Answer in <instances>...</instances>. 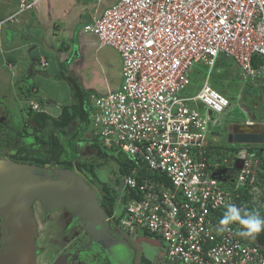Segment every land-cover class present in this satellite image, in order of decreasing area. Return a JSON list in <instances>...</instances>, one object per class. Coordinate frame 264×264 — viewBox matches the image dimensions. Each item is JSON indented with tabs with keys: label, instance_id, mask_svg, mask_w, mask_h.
I'll use <instances>...</instances> for the list:
<instances>
[{
	"label": "built area",
	"instance_id": "built-area-1",
	"mask_svg": "<svg viewBox=\"0 0 264 264\" xmlns=\"http://www.w3.org/2000/svg\"><path fill=\"white\" fill-rule=\"evenodd\" d=\"M35 3L20 0V11ZM83 32L121 59L120 87L89 95L87 109L92 140L134 164L123 175L120 226L158 237L175 264H264V247L240 237L239 223L220 225L229 205L245 210L239 200L255 181L256 156L244 151L231 189L208 161L213 116L230 106L208 79L222 54L245 80L263 74L252 58L264 59V0H117ZM198 64L207 68L202 87L179 97ZM28 107L42 111L35 101ZM142 170L153 178L138 180ZM260 191L249 190L251 203H260Z\"/></svg>",
	"mask_w": 264,
	"mask_h": 264
},
{
	"label": "crops",
	"instance_id": "crops-1",
	"mask_svg": "<svg viewBox=\"0 0 264 264\" xmlns=\"http://www.w3.org/2000/svg\"><path fill=\"white\" fill-rule=\"evenodd\" d=\"M34 1L35 5L20 11V0H0V20L4 21L0 25V87L4 84L10 87V93L14 94L15 106L20 110V114H24L22 109L29 101L36 99L45 109L50 106H60L54 102L56 99H51L40 83L37 84L38 78L52 83L65 82L67 96L71 102H73L72 86L74 84H78L84 92L90 93L89 95H104L117 90L121 84V60H118L117 72L120 82L114 86L111 84L110 77L106 76V72L112 67L110 63L117 61V57L111 56L102 62L100 55L108 47L99 48L95 36L83 30L78 32L77 54L81 58L75 59L72 64H66L74 55L73 48L70 51L69 41L73 40L77 26L82 24L84 27L85 24L98 18L105 8L117 0H26L27 3ZM11 16H14L12 21L6 20ZM90 49L96 55L95 60L88 63ZM49 53L54 54L58 64L51 72L50 59L52 58L49 57ZM40 59L49 63L48 69L41 67ZM85 64L89 72L83 68ZM96 68H99V72ZM95 88H102V92L97 94L96 91H92ZM9 99L12 97L0 92V118L6 115L4 107ZM71 102L65 105H70ZM88 105L87 103V109ZM253 117L257 118L255 114ZM253 126L256 127L247 128L238 123H231L227 127V135L233 132L264 135V118L260 121L256 119ZM74 127L78 128L77 137L79 138L83 129L79 128L78 122ZM81 137L84 138V136ZM219 138V133H215L212 141L215 142ZM86 141L91 148L92 137L89 136L83 143H87ZM76 143L78 147H83L82 142Z\"/></svg>",
	"mask_w": 264,
	"mask_h": 264
},
{
	"label": "rangeland",
	"instance_id": "rangeland-1",
	"mask_svg": "<svg viewBox=\"0 0 264 264\" xmlns=\"http://www.w3.org/2000/svg\"><path fill=\"white\" fill-rule=\"evenodd\" d=\"M83 30V25L80 24L77 26L75 35L73 40L69 41V48L70 51L74 50V55L72 56V59L66 62V64H72L74 63L75 59H80L81 56H78L77 50H78V32ZM50 54V53H49ZM90 56L87 57V62L95 60V53L93 50L89 51ZM78 56V57H77ZM116 56L117 61L111 62V70L109 69L106 72V76L108 75L111 80V84L114 86L118 84L119 76L117 74L118 72V60L120 61L119 54L114 49L106 48L102 51L100 58H102V62L105 60H108L109 57ZM49 57H51V67L50 72L54 70V68L58 65L56 58L54 54H50ZM225 56L222 54L220 55L217 60L214 69L212 70V73L208 79L209 85L221 93L223 96H225L230 103V106L222 113L220 116H213V118L216 120L217 124H212L210 126V132L208 137V142L210 145L209 149V158L208 161L211 163L212 166H214L213 172L215 173V177L219 180L220 185L225 188H229V184H224V180L222 177V171L223 168L227 169L226 167V160H229L231 158H242L245 152H253L252 149H257V147L260 146H252V145H238L234 143L228 142L227 137V127L231 123H238V125H242V122H244L249 116V120H252L254 118L260 121L264 118V72L261 76L256 77L254 80L249 81L245 80L240 71L235 67L234 64H232ZM65 64V65H66ZM87 64L84 65L85 71L89 72V70L86 68ZM115 68V69H112ZM48 69V67H47ZM87 69V70H86ZM96 70L99 72V68H96ZM116 71V72H114ZM89 75V74H88ZM207 75V68L204 67L201 64H198L193 67V71L190 76V85L186 87L178 96L183 97H189L196 94L200 88L202 87L205 77ZM118 76V77H117ZM37 84L39 83L43 86V88L49 93L48 95L51 97V99H56L54 102L57 103V105L60 106H53L49 107L48 109H45L42 105H40V101L38 99L34 100L37 102L38 105H40L41 110L48 116H50L53 119H56L57 116L60 114V110L62 108L61 105H65L70 103V99L67 96V89L65 82H56L52 83L49 81H44L41 78H38ZM79 80V79H77ZM98 80V78H96ZM101 86V85H100ZM48 89V90H47ZM10 87L6 84L4 86L0 87V92L3 94H8V96H11L12 99H9V102L5 104L6 109V115L4 116V121L0 122V131L5 133V136L7 138H3L1 142L5 139H9L8 145L9 148L11 146H18L15 144V141L19 140L20 138H17L19 135L28 134L26 138V143H31L32 141L36 144L35 149H38L42 147L38 141L39 138L42 137L41 133H38V136L32 137L33 130H36L35 127H32L31 123L33 122V119L31 121L27 120L25 113L33 118V116H30L29 112H25L24 114H20V110L16 109L15 106V97L14 94L11 95L10 93ZM92 91H96L97 94L102 92V88H95ZM254 95V101L252 102ZM90 94V93H89ZM60 102V103H59ZM72 103V102H71ZM256 104V105H253ZM201 111H205V109L200 106L199 108ZM59 112V113H58ZM253 114L256 115L257 118L253 117ZM30 119V118H29ZM217 119L219 121H217ZM253 123L254 120H252ZM34 123V122H33ZM77 124L76 121L72 122L70 126L66 127L64 130V133L61 131H52L54 132V137L56 138L59 145L65 147L66 153L64 154L68 160H74L77 161V163L81 164L80 162L85 161L84 167H88L89 164L93 165V168H97L95 170V175L99 179L100 182L109 184L110 182H116L120 181L123 182V176L119 173V160L123 161L125 158L124 154L118 155H112L111 153H104L102 156H97V151L93 148H90L88 142L83 143L90 135L89 133V127L85 124H80L79 128L83 129V132H81L80 137L78 138V128L75 129V125ZM33 129V130H32ZM67 129V130H66ZM47 133L50 131L49 127H46L44 129ZM76 130V131H74ZM44 131V132H45ZM76 132V135L74 133ZM214 132V134L212 133ZM212 133V134H211ZM215 133H219L220 138L217 139L215 142H213V138L215 136ZM2 134V133H0ZM83 134V135H82ZM87 134V135H86ZM255 134V133H254ZM31 135V136H30ZM73 135V136H72ZM86 135V137H85ZM71 136V138H70ZM81 136H84L82 138ZM77 137V138H76ZM47 136L45 135V139ZM80 139V140H79ZM79 140V141H78ZM82 140V141H81ZM24 141V140H23ZM75 142V143H74ZM76 142H82L83 147H78ZM92 144L94 142H91ZM73 144V145H72ZM255 152V151H254ZM21 155V153L18 154V157ZM66 158V159H67ZM82 165V164H81ZM223 167V168H222ZM222 170V171H221ZM262 191H260L261 194ZM124 210V207L121 204H115L114 207V216L116 219L122 218V211ZM130 234L135 235L133 238H140L142 231L135 230L130 231ZM136 238V239H137ZM142 248L143 256L150 261L152 264H174L169 259H166L164 255L166 254V250L164 248L163 242L159 238H153L149 241L144 240L139 242ZM53 254L50 250L45 251L43 255L40 256L38 259V264H50V260H52L51 256Z\"/></svg>",
	"mask_w": 264,
	"mask_h": 264
},
{
	"label": "water",
	"instance_id": "water-1",
	"mask_svg": "<svg viewBox=\"0 0 264 264\" xmlns=\"http://www.w3.org/2000/svg\"><path fill=\"white\" fill-rule=\"evenodd\" d=\"M228 142L245 146L264 145V135L233 132ZM226 166L240 170L242 159L231 158L226 161ZM34 202H38L46 213L60 209L71 212L84 223L91 241L108 255L126 247L109 231L107 216L92 187L75 171L68 168H40L0 158V264L36 263Z\"/></svg>",
	"mask_w": 264,
	"mask_h": 264
},
{
	"label": "flooded vegetation",
	"instance_id": "flooded-vegetation-1",
	"mask_svg": "<svg viewBox=\"0 0 264 264\" xmlns=\"http://www.w3.org/2000/svg\"><path fill=\"white\" fill-rule=\"evenodd\" d=\"M23 110L29 112L30 116L33 117L38 113L30 111L28 103L23 107L22 111ZM25 115L27 120L31 121V119H33L26 113ZM1 121H4V118H0V122ZM31 125L36 128V130L32 129V137L38 136V133H41V135L44 136L48 135L49 131L47 133L44 129L41 131L37 130L38 127L33 122ZM0 133H2L0 134L1 159L30 164L40 168H57L53 166V162L46 161L49 158L45 153L46 148L44 146L35 149L34 147H36L37 142L35 143V141H32L31 143H26V138L29 136L27 133L20 136L18 135L17 138H20L21 141L17 140L15 141V144L18 142L19 145H13L11 148H9L8 145L10 138L5 139L4 141L6 142H1L3 138L7 137L3 131H0ZM19 153H21V155L18 157ZM25 156L28 158L26 161H17V159H21ZM63 158L67 157L64 155ZM65 160L70 163L68 164V166H70L68 169L75 171L89 186L92 187L94 194L103 209H106L107 207L104 198L108 196V194L111 197L117 195L119 201L115 204L122 205V198L120 197L122 192L121 180L110 182L109 184L102 183L95 175V170L97 168H95V170L93 168L94 174H92L90 170L87 169L88 167H91L90 164L87 168L84 167L83 163L85 161L80 162L81 165L77 163L76 160L73 162L72 160H68V158ZM226 168L227 169L223 168V171L221 170L222 177L227 184H232L235 180L237 171L233 166H228ZM32 209L37 224V236L35 240L37 252L35 264H38V259L47 250H50L53 254L51 256L52 260H50V264H152L143 256L142 248L139 243L144 240L149 241L153 239L146 232L142 231L140 238H137V236V239L133 238L135 235L130 234L129 231L120 227L119 223L114 224L110 217H106L109 231L114 233L118 239L126 244V247L123 249L114 251L108 255L98 245L91 241L90 237L85 232L84 223L80 219L75 218L71 212L60 209L46 213L38 202L33 203ZM1 238L2 232L0 230V248ZM164 257L168 259L166 254Z\"/></svg>",
	"mask_w": 264,
	"mask_h": 264
},
{
	"label": "trees",
	"instance_id": "trees-1",
	"mask_svg": "<svg viewBox=\"0 0 264 264\" xmlns=\"http://www.w3.org/2000/svg\"><path fill=\"white\" fill-rule=\"evenodd\" d=\"M261 65H264V59H261L259 57L252 58V66L254 68H257ZM72 90H73V102L70 105L62 106L60 110V114L57 116L56 119H53L50 116L46 115L43 111L38 112L33 117V122L38 127L37 130L41 131L46 127H49L50 129L47 138L45 139V136L43 135L42 137L39 138L38 143L46 148L45 153L49 158L46 161L53 162V166L57 168H70V166H68V164L70 163L65 160L66 158H63L64 154L66 153L65 147L59 145L56 138L54 137V132L52 131H57V132L61 131L62 133H64L65 128L68 127L74 121L78 122L79 124H85V125L89 124L88 111L86 107L89 100V93L84 92L79 87L78 84H74L72 86ZM254 94L255 93H253L252 102L254 101V96H255ZM254 122H256V120H254ZM74 135H76V132L74 133ZM93 142L94 143L91 145V148L97 151V156H102L104 155V153H111L114 156L115 155L119 156V154H121L115 150L106 151L105 149L99 146L97 141L94 140ZM252 151H253L252 153L256 156L258 160L257 168L255 169V181L244 187V189L242 190L243 199H240L239 203H243L245 205V210L241 212L242 215H244L249 211H258L260 215L264 217V146L257 147V149H252ZM27 159H28L27 156H25L22 157L21 159H17V161L24 162ZM133 167L134 164L131 161H129L126 156L123 161L119 160V173L122 176L128 174L130 172V169H132ZM87 169H89L90 172L94 174L92 165ZM142 177L153 178V176L146 173L145 170L140 171L136 176L138 180H140ZM254 186H257L259 189L262 190V195L260 196L259 204L250 202L252 195L249 194L248 190H250ZM104 200L107 206L106 209H104L105 213L107 217L111 218L112 214L114 213L115 203L119 201L118 196L115 195L111 197L108 194V196H106ZM125 202H126V197L122 199V204H124ZM112 221L114 224H118L119 218L118 219L113 218ZM151 238H155V237L151 236ZM248 239L252 244H255L260 247H264V231L257 234L254 239L253 238H248Z\"/></svg>",
	"mask_w": 264,
	"mask_h": 264
},
{
	"label": "clouds",
	"instance_id": "clouds-1",
	"mask_svg": "<svg viewBox=\"0 0 264 264\" xmlns=\"http://www.w3.org/2000/svg\"><path fill=\"white\" fill-rule=\"evenodd\" d=\"M233 222H238L242 230L238 233L242 238H255L257 234L264 231V217L258 211H249L244 215L235 205H229L220 220L221 226H227ZM221 230H224L222 227Z\"/></svg>",
	"mask_w": 264,
	"mask_h": 264
},
{
	"label": "bare ground",
	"instance_id": "bare-ground-1",
	"mask_svg": "<svg viewBox=\"0 0 264 264\" xmlns=\"http://www.w3.org/2000/svg\"><path fill=\"white\" fill-rule=\"evenodd\" d=\"M224 56H225V55H224ZM225 57H226V56H225ZM29 109H30V108H29ZM247 117H248V119H250L249 116H247ZM251 122H252V120H251ZM245 125H246V124H245ZM248 126H253V122H252V124H250V125H248ZM230 135H231V134H230ZM208 137H209V135H208ZM228 137H229V136H228ZM234 182H235V180H234ZM234 182H233V183H234ZM233 183H232V184H233ZM254 187H255V186H254ZM252 188H253V187H252ZM252 188H251V189H252ZM251 189H250V190H251ZM248 192H249V190H248ZM113 218H115L114 213L112 214V217H111L110 219L112 220ZM120 219H121V218H119V224H120ZM120 227H121V226H120ZM143 232H144V231H143ZM146 233H147V232H146ZM147 234H148V233H147ZM148 235H150V234H148ZM151 236H152V235H151ZM154 237H155V236H154ZM155 238H158V237H155ZM166 255H167V254H166ZM176 264H177V263H176Z\"/></svg>",
	"mask_w": 264,
	"mask_h": 264
}]
</instances>
